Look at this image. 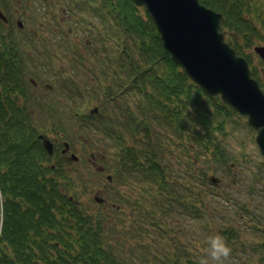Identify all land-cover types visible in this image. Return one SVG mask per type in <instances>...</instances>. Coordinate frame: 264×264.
Segmentation results:
<instances>
[{
    "label": "rangeland",
    "instance_id": "1",
    "mask_svg": "<svg viewBox=\"0 0 264 264\" xmlns=\"http://www.w3.org/2000/svg\"><path fill=\"white\" fill-rule=\"evenodd\" d=\"M240 1L241 16L248 20L250 29H255L253 40L246 45L245 32L221 33L227 44L241 49L238 56L248 60V68L264 93V61L255 52V47L264 46V0ZM68 10L64 0H0V11L7 19L2 21L3 32L13 30L26 58V85L32 83L27 86L31 97L37 99L26 105L27 110L33 114L38 131L53 143L57 153L50 164H63L73 183L69 194L75 195L77 210L92 223L99 222L103 243L131 264H169L180 256L197 263L200 249L207 247L206 238L214 233L221 234L231 246L230 264H264V159L255 143L257 132L246 116L226 104L228 115L217 116L210 127H218V121L224 123L223 133L218 129L212 132L221 142V155L226 159L227 167L221 165V156H215L212 148L192 142L194 129L202 130L195 121L185 119L180 122L181 129L176 128V120L171 123L165 114L160 115L137 90L124 91L126 76L120 66L126 58L125 45L131 41L115 24L101 21L88 11ZM18 20L22 28L17 27ZM64 46L72 50H64ZM23 104L26 102L21 100L19 105ZM103 106L118 122L125 120L127 109L136 114L140 125L149 126L148 137L159 150L173 195L179 192L185 200L186 209L175 203L167 215L156 214L163 231L147 223L142 239L138 234L135 239L128 234L140 202L148 207L150 197H158L166 205V193L158 187L145 191L139 180L121 183L113 177L110 166L117 152L113 141L86 126V119H79L93 108L103 110ZM48 107L55 110L47 112ZM116 126L127 134L121 124ZM126 138L127 145L147 149L149 140L142 133L134 140ZM66 142V158L74 154L78 162L60 156ZM210 176L218 180L216 184ZM133 201L134 208L130 205Z\"/></svg>",
    "mask_w": 264,
    "mask_h": 264
},
{
    "label": "trees",
    "instance_id": "2",
    "mask_svg": "<svg viewBox=\"0 0 264 264\" xmlns=\"http://www.w3.org/2000/svg\"><path fill=\"white\" fill-rule=\"evenodd\" d=\"M64 1L68 11H88L101 21L115 24V28L131 41V45H125L126 58L121 60L123 64L120 66L126 76L124 91L137 90L141 98L160 115L165 114L171 123L176 120V128L181 129L180 122L185 119L195 121L202 130L194 129L192 142L204 145L205 149L212 148L215 156H221V165L227 167L226 159L221 155V142L212 134L216 129L223 133L224 123L218 121V127H210L217 116L228 115L229 107L218 101L217 97L202 91L171 60L162 47L148 12L136 7L133 0ZM198 2L222 15L220 32H245L246 45L253 40L255 29H250L248 20L241 16L243 3L240 0ZM4 27L0 20V264H131L128 258L120 257L116 250L114 253L111 245L103 243L100 236L103 229L99 222L92 223L89 216L77 210L75 195L69 194L73 183L63 164L59 161L50 164L53 156H56V149L52 156L44 150L36 121L26 107L32 99L33 103L37 100L31 97L27 86H32V83L26 85L24 78L27 72L26 58L22 57L13 30L9 29L5 34ZM228 44L235 48L237 55H242L241 49L231 42ZM68 47L64 46V50H72L70 47L68 50ZM250 75L254 78L252 72ZM107 95L116 98L111 93ZM21 100L26 104L19 105ZM102 108L97 115L81 116L79 119H86V126L113 141L117 149L110 166L114 171L113 177L121 183L139 180L145 185V191L150 192L158 187L159 191L166 193V205L158 201V197H150L148 207L140 202L137 208L139 214L128 234L132 239H135V234L142 239L147 223L155 230L163 231V224L159 219L157 221L156 214L167 215L175 203L183 209L187 206L179 192L173 195V187L161 164V155L148 137L149 126L140 125L136 114L127 109L125 120L118 122L115 117L109 116L105 106ZM47 109V112L55 110L51 107ZM120 124L128 138L134 140L136 135L142 133L145 140H149L145 147L147 149L127 145L126 135L117 130L116 125ZM130 205L134 208L136 201ZM70 229L74 230L73 233L67 231ZM4 246L9 247L12 253L6 255L2 251ZM169 264L197 263L180 256Z\"/></svg>",
    "mask_w": 264,
    "mask_h": 264
},
{
    "label": "water",
    "instance_id": "3",
    "mask_svg": "<svg viewBox=\"0 0 264 264\" xmlns=\"http://www.w3.org/2000/svg\"><path fill=\"white\" fill-rule=\"evenodd\" d=\"M133 3L148 12L163 49L190 81L247 117L248 124L257 132L255 143L264 159V93L251 78L246 59L236 55L219 32L222 15L198 0H133ZM0 20H7L1 11ZM16 25L23 27L20 20ZM255 52L264 61V46L255 47ZM89 112L97 113V109ZM39 139L44 150L52 155L53 143L45 135H39ZM63 145L65 154L68 143ZM68 160L78 162L74 154ZM210 181L216 184L218 180L210 176Z\"/></svg>",
    "mask_w": 264,
    "mask_h": 264
},
{
    "label": "clouds",
    "instance_id": "4",
    "mask_svg": "<svg viewBox=\"0 0 264 264\" xmlns=\"http://www.w3.org/2000/svg\"><path fill=\"white\" fill-rule=\"evenodd\" d=\"M205 243L207 247L200 249L197 264H230L232 248L221 234L208 236Z\"/></svg>",
    "mask_w": 264,
    "mask_h": 264
},
{
    "label": "flooded vegetation",
    "instance_id": "5",
    "mask_svg": "<svg viewBox=\"0 0 264 264\" xmlns=\"http://www.w3.org/2000/svg\"><path fill=\"white\" fill-rule=\"evenodd\" d=\"M66 155H67V154H64V155H63V154L60 152V156H62V157L65 158V159H67V158H66ZM30 246H33V245H30ZM2 251H4V253H5L6 255L12 253V251L10 250V248L7 247V246H6V247L4 246V248L2 247Z\"/></svg>",
    "mask_w": 264,
    "mask_h": 264
}]
</instances>
